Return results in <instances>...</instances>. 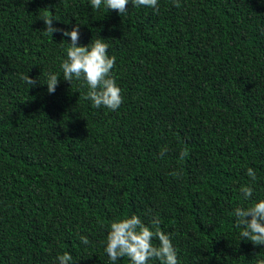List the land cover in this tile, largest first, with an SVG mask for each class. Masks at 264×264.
Instances as JSON below:
<instances>
[{
	"label": "trees",
	"instance_id": "16d2710c",
	"mask_svg": "<svg viewBox=\"0 0 264 264\" xmlns=\"http://www.w3.org/2000/svg\"><path fill=\"white\" fill-rule=\"evenodd\" d=\"M158 4L130 2L121 16L90 0H0V264H59L64 252L112 264L110 225L132 215L160 221L180 264L264 260L234 217L264 199V0ZM45 15L79 24L78 46L109 45L118 110L63 79L71 38L45 34ZM49 73L60 76L53 94Z\"/></svg>",
	"mask_w": 264,
	"mask_h": 264
},
{
	"label": "clouds",
	"instance_id": "9594fccd",
	"mask_svg": "<svg viewBox=\"0 0 264 264\" xmlns=\"http://www.w3.org/2000/svg\"><path fill=\"white\" fill-rule=\"evenodd\" d=\"M130 2L133 7L143 6L152 8L157 13L159 11L158 0H90V6L94 10H100L103 5L105 10L117 11L122 16L127 12ZM173 3L176 7L180 6L179 0H173ZM41 20L45 26L43 31L45 34L53 36L54 33H59L62 37L71 38L66 52L67 58L61 64L63 79L70 83L73 79H83L88 86L84 98L89 100L93 107L118 110L123 102V96L121 88L112 75L116 57L109 56V45L102 38H98L88 45L78 46L79 24H76L71 31H67L53 26V21L56 20L53 15H45ZM22 80L31 88L38 83L42 84L37 78L33 79L29 75L22 76ZM59 81V74H48L43 84H46L49 94L55 92ZM186 154V151L182 152L181 158ZM246 174L253 182L256 181L257 175L254 169L248 168ZM239 191L245 200H251L254 188L250 185H242ZM234 217L236 227L242 229L241 241H250L254 246L264 245V199L255 202L251 207H237ZM159 223L158 219H153V227L146 226L136 215L112 222L105 247L112 264L124 257L129 258L131 264H149L152 260H158L159 264H180L170 235L161 231ZM154 240H158V245H154ZM80 242L83 245L90 244L87 236H81ZM57 260L59 264H75L72 255L68 252L59 255ZM258 264H264V260L258 261Z\"/></svg>",
	"mask_w": 264,
	"mask_h": 264
}]
</instances>
